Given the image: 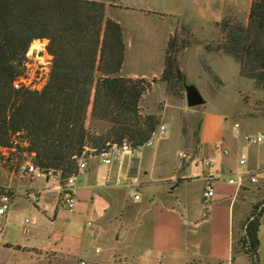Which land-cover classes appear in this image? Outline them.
I'll return each mask as SVG.
<instances>
[{
	"label": "crops",
	"instance_id": "obj_1",
	"mask_svg": "<svg viewBox=\"0 0 264 264\" xmlns=\"http://www.w3.org/2000/svg\"><path fill=\"white\" fill-rule=\"evenodd\" d=\"M206 119L199 126L195 159H184L179 166L168 162L165 139L151 151V164L145 165L146 155H141L136 170L134 153L112 164L99 154L87 157V167L74 183L73 212L62 205L57 180L11 173L9 181H0L15 192L8 211L0 215V264H126L131 242L142 231L158 264H238L237 255L244 253L235 250V241L243 232L242 223L255 203L264 202V141L244 147L239 137L219 127L215 117ZM185 140L180 130L178 141L191 150ZM218 140L229 146V154L214 149ZM243 157L246 163L241 164ZM206 160L213 165H206ZM250 173L256 181H250ZM210 176L215 194L207 198ZM29 190L40 192L37 203L26 197ZM251 194L260 196L253 200ZM28 217L35 221L27 223ZM259 237L263 253L264 213Z\"/></svg>",
	"mask_w": 264,
	"mask_h": 264
},
{
	"label": "trees",
	"instance_id": "obj_2",
	"mask_svg": "<svg viewBox=\"0 0 264 264\" xmlns=\"http://www.w3.org/2000/svg\"><path fill=\"white\" fill-rule=\"evenodd\" d=\"M225 38L215 51L232 56L242 77L264 89V0H253L247 25L222 23ZM47 39L49 77L41 89L15 87L31 44ZM124 29L106 16L101 0H0V147L12 148L23 136V150L43 169L78 172L81 157L98 155L112 143L145 144L161 123L142 113L141 101L154 82L120 74L125 59ZM187 39L170 35L163 75L169 94H186L188 84L177 53ZM207 48L212 50V46ZM102 126H106L103 129ZM138 159H134L136 170ZM262 202L242 223L235 250L259 264Z\"/></svg>",
	"mask_w": 264,
	"mask_h": 264
},
{
	"label": "rangeland",
	"instance_id": "obj_3",
	"mask_svg": "<svg viewBox=\"0 0 264 264\" xmlns=\"http://www.w3.org/2000/svg\"><path fill=\"white\" fill-rule=\"evenodd\" d=\"M101 1L106 3V16H113L124 29L125 59L120 74L147 76L154 82L155 85L143 96L141 111L160 115L161 122L167 127L165 134L156 137L152 146L135 150L134 158L146 155L144 164L150 165L151 151L160 139H165L163 141L169 149L168 162L171 166H179L184 161L176 153L178 148L183 147L178 141L179 131L186 144L191 146V150L184 147L182 150L194 153L199 126L202 120H207V116L215 117L225 133L239 137L244 147L251 145L248 139L258 132L264 133V89H260L255 80L240 75V65L232 56L214 50L225 38L222 23L248 24L253 0ZM146 7L158 11H147ZM173 34L188 40V48L180 50L176 56L188 84L197 86L206 99L204 104L189 106L185 92L179 95L168 92L167 81L176 78L164 76L163 69L168 40ZM47 43V39L35 40L23 66L21 77L36 89H41L49 77L52 57L46 50ZM208 45L212 46V50L207 48ZM235 122L240 124L239 133H234ZM210 131L213 133L214 129ZM26 145L23 136H16L12 156L22 157ZM13 170L11 162L2 163L0 181H9ZM136 189L134 186L130 188L132 191ZM259 196L251 194L249 197L256 200ZM139 235L131 242V257L126 264H158L148 249L146 234L142 231ZM260 253L259 264H264V256ZM237 262L254 264L244 254L237 255Z\"/></svg>",
	"mask_w": 264,
	"mask_h": 264
},
{
	"label": "built area",
	"instance_id": "obj_4",
	"mask_svg": "<svg viewBox=\"0 0 264 264\" xmlns=\"http://www.w3.org/2000/svg\"><path fill=\"white\" fill-rule=\"evenodd\" d=\"M15 87L19 88L21 86H26L32 89H36L35 86L30 87V83L26 81V79L19 77L14 82ZM39 89V87L37 88ZM240 124L238 122L234 123V133H239ZM166 125L161 122L158 127L152 131L150 138L145 142V144L141 147H150L154 144V139L161 135H164L166 132ZM252 142H263L264 141V134H257L255 137L248 139ZM140 147V148H141ZM138 148V149H140ZM214 149L218 152H221L225 155L230 153V148L227 146L222 140H218L214 144ZM137 150V149H136ZM15 151V148H3L0 147V165L4 162H11L14 165L13 173H17L21 176L34 178V177H45V178H52L57 180L60 183L61 191H62V198L61 202L62 205L65 206L69 211L73 212L77 206V197L74 194V183L78 178V174L82 169L87 167L86 159L87 157H81L78 162V172L70 175L65 180L62 177V172L56 171L53 169H43L37 166L33 162L34 153H30L29 151L25 150L22 157H18L16 155L12 156V152ZM135 149L131 146L128 140H123L120 143H112L107 148L103 149L99 155L103 157V161L106 164H112L115 159L122 157L125 153L133 154ZM179 156L182 159H195L194 153L189 151H181L179 152ZM240 163H246V157L240 159ZM205 164L208 166L213 165V161L206 160ZM250 181H256V175L254 173H250ZM230 182H236L234 179H230ZM242 181V177L240 178ZM215 194V189L213 186V182L211 180V176L207 180V184L204 191L205 197H212ZM15 192L7 187V186H0V215H4L14 198ZM26 197H28L32 202L37 203L40 198V192L37 190H29L25 193ZM140 194H136L135 198H139ZM264 205V202L262 206ZM48 216H52L51 212H47ZM35 221L34 217H28L26 219L27 223H32ZM89 224L91 225L92 222L90 221ZM81 264H86V261H81Z\"/></svg>",
	"mask_w": 264,
	"mask_h": 264
},
{
	"label": "water",
	"instance_id": "obj_5",
	"mask_svg": "<svg viewBox=\"0 0 264 264\" xmlns=\"http://www.w3.org/2000/svg\"><path fill=\"white\" fill-rule=\"evenodd\" d=\"M186 98L187 104L189 106H198L206 103V99L204 98L203 94L195 85H186Z\"/></svg>",
	"mask_w": 264,
	"mask_h": 264
}]
</instances>
